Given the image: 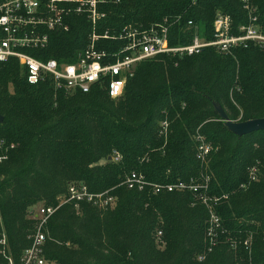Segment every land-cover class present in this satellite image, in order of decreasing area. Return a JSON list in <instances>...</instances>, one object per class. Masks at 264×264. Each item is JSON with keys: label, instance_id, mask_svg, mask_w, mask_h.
Wrapping results in <instances>:
<instances>
[{"label": "trees", "instance_id": "16d2710c", "mask_svg": "<svg viewBox=\"0 0 264 264\" xmlns=\"http://www.w3.org/2000/svg\"><path fill=\"white\" fill-rule=\"evenodd\" d=\"M251 4L264 35V0ZM104 10L97 32L111 36L129 26L174 21L171 46L191 41L188 21L206 40L213 38L217 14L231 18L233 35L249 24L240 0H121ZM69 22L67 32L50 34L38 59L70 62L86 48L90 24L78 16ZM103 45L111 52L120 47ZM218 109L235 123L264 118V48L249 45L229 54L206 48L191 57L142 61L116 100L101 86L70 94L49 80L29 85L16 61L0 64V143L7 157L0 163V237L11 255L18 261L36 231L30 207L58 205L77 183L91 193L107 192L115 204L106 210L82 204L79 211L62 205L44 228L49 261L264 264V131L238 136ZM197 136L211 148L204 162L196 157ZM113 153L119 162L108 160ZM133 172L157 185L208 179L205 195L216 200L220 221L214 245L197 196L129 190L124 181Z\"/></svg>", "mask_w": 264, "mask_h": 264}, {"label": "built area", "instance_id": "2783aa9c", "mask_svg": "<svg viewBox=\"0 0 264 264\" xmlns=\"http://www.w3.org/2000/svg\"><path fill=\"white\" fill-rule=\"evenodd\" d=\"M197 1L191 0L193 4ZM251 1L240 0L249 24L240 27L237 35L232 34L231 18L217 14L213 22L212 40H206L200 35L199 28L188 21L186 28L192 32L191 41L186 45L171 46L172 26L175 22L167 19L146 27H125L113 36L109 31L98 33L99 22L107 16L104 8L117 5L121 0H3L0 1V64L16 61L24 68L29 85L49 80L55 89L70 94H88L96 86H101L106 88L110 99L116 100L122 96L126 82L142 61L158 56L191 57L206 48H214L220 54H229L234 49L249 45L264 48V35L256 24L257 17ZM73 16L83 17L90 24L91 34L86 48L70 62L38 59L48 48L50 34L55 31L67 32L69 20ZM107 41L120 43L118 51L107 50L103 45ZM166 127L163 124L164 130ZM196 142V157L204 162L211 151L210 145L201 136H197ZM2 147L0 143V163L7 158ZM110 160L119 162L121 157L113 153ZM255 174L256 170L252 169L251 181L255 180ZM207 184L208 179L203 185L193 182L157 185L147 182L142 175L134 172L124 181L129 190L144 191L149 188L153 194L187 190L197 196L209 214L207 238L214 245L220 221L214 211L216 200L211 203L205 195ZM59 199L56 206L35 204L30 207L29 218L36 221V231L31 237L30 246L21 253L18 261L9 252L5 236L0 237V264H56L44 256V228L58 209L62 205L71 204L75 211H79L82 204H90L106 210L115 204V198L107 192L91 193L84 184L77 183L70 184L66 194ZM160 236L161 233H158V238ZM244 245L248 247V241Z\"/></svg>", "mask_w": 264, "mask_h": 264}, {"label": "water", "instance_id": "95a60500", "mask_svg": "<svg viewBox=\"0 0 264 264\" xmlns=\"http://www.w3.org/2000/svg\"><path fill=\"white\" fill-rule=\"evenodd\" d=\"M221 118L225 120L226 127L234 134L238 136L249 135L255 132L264 131V118L257 119L253 121H248L244 123H235L227 119L226 115L222 110L218 109ZM2 117L0 116V123L2 122ZM110 160V158H108Z\"/></svg>", "mask_w": 264, "mask_h": 264}, {"label": "rangeland", "instance_id": "374dc122", "mask_svg": "<svg viewBox=\"0 0 264 264\" xmlns=\"http://www.w3.org/2000/svg\"><path fill=\"white\" fill-rule=\"evenodd\" d=\"M103 163H104L103 161L100 162V164H103ZM29 219H30V218H29Z\"/></svg>", "mask_w": 264, "mask_h": 264}]
</instances>
